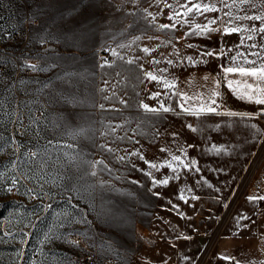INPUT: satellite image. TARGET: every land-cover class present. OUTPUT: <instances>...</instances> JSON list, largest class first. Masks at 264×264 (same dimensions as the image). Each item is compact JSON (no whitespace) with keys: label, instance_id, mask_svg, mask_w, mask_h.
Wrapping results in <instances>:
<instances>
[{"label":"rangeland","instance_id":"obj_1","mask_svg":"<svg viewBox=\"0 0 264 264\" xmlns=\"http://www.w3.org/2000/svg\"><path fill=\"white\" fill-rule=\"evenodd\" d=\"M261 14L264 0H0V264H204L262 166L264 110L192 115L167 95L165 112L145 73L159 55L217 68L224 28Z\"/></svg>","mask_w":264,"mask_h":264},{"label":"crops","instance_id":"obj_2","mask_svg":"<svg viewBox=\"0 0 264 264\" xmlns=\"http://www.w3.org/2000/svg\"><path fill=\"white\" fill-rule=\"evenodd\" d=\"M139 11V10H134ZM253 16V15H250ZM236 22V20H235ZM249 27L241 29L259 28L261 21L246 20ZM250 32L238 31L233 34L232 38L219 43V47H224L223 53L220 52L219 65L217 68L211 65H192L183 69L180 73L167 62L168 57L159 55L160 70H164L160 74V78L175 82L174 88H165L164 84L160 87V97L163 105L169 109H173L167 102V95L173 96L176 106L183 105L182 109H188L189 112L196 111L202 104H211L213 90H217L220 96L215 97L216 104L211 105L224 111H234L238 113L255 112L264 110V105H257L248 102L247 100L239 99L227 86L225 73L223 68L230 66L255 67L264 63V49L260 46L264 45V33H257L254 39H247ZM134 34H129L128 39H135ZM243 39V43H241ZM256 44V48L250 47ZM258 52L259 56H253L250 53ZM238 53H243V56H237ZM237 57L236 64L232 58ZM249 61H255V64H245L244 58ZM171 59V56L170 58ZM164 61V66L161 64ZM169 64V65H168ZM227 79L240 80L239 87L241 91L245 90V84L239 73L227 74ZM217 82L218 86H217ZM248 83H255L251 78H248ZM264 87V84H261ZM164 95L166 97H164ZM161 103L159 108L161 109ZM181 107V106H180ZM162 110V109H161ZM170 110V111H171ZM225 133V131H224ZM220 144V142L218 143ZM219 151L220 146H218ZM233 150L235 156L242 157L240 147H235ZM224 154L226 153L223 152ZM262 166L255 173L251 183L249 184L247 194H244L235 204V210L223 222L220 227L219 237L212 254L204 261V264H264V155L262 157ZM226 184H218L217 190H232ZM253 197V199H249ZM250 207L258 208L256 215H242L241 208ZM244 217H247L246 219ZM249 224L248 229L243 232V227ZM193 256L186 264H193ZM176 264V263H175Z\"/></svg>","mask_w":264,"mask_h":264},{"label":"snow or ice","instance_id":"obj_3","mask_svg":"<svg viewBox=\"0 0 264 264\" xmlns=\"http://www.w3.org/2000/svg\"><path fill=\"white\" fill-rule=\"evenodd\" d=\"M236 0H233V3H235ZM239 2L241 4H245V3H249L250 0H239ZM221 3H224V0H221ZM226 7H231V5L229 4H225ZM194 8L197 9V11L201 10V5L199 4H194L193 5ZM203 11L208 12V11H217L218 9L215 7V5H208V4H204L203 6ZM192 8H188L187 12L185 13V15H187L188 13L192 12ZM226 15H231V13H226ZM169 19H172V17H169ZM237 19H247V20H257V21H261V26L259 28L253 27L251 29H240L237 27H225L224 28V32L225 33H232V32H238V31H245V32H250L251 34L248 35L247 39L252 40L254 39V35L257 33H264V14L261 15H255V16H243V17H237ZM216 21L215 20H210L208 22L207 25L201 26L199 24L195 25V28L199 30V34L201 35H206L208 32L210 31H219V29H213L211 27H209V25L211 24H215ZM161 29H165V28H169V27H175V25H160L159 26ZM241 43H243V39L241 41ZM189 47H191V45H189ZM250 47L252 48H256L257 45L256 44H252ZM262 49H264V45L260 46ZM145 52H149L150 50L145 48L144 49ZM221 53H223V49H221ZM253 56H259L260 54L258 52H252L250 53ZM201 55H213L212 51H207L205 53H201ZM237 56H243V53H238ZM188 60H193L192 57H188ZM233 63L236 64L237 61V57H233L232 58ZM132 61H129V63H131ZM155 63H159V61H155ZM169 63H171V61H169ZM244 63L245 64H255V61H249L246 57L244 58ZM27 67H29L30 69H32L33 71H45L46 69H42L39 68L38 65L36 64H28ZM164 71V70H161ZM223 72L225 73V78H226V82H227V86L228 88L241 100H247L248 102L251 103H255L257 105H264V87L261 86V84H264V63L259 64L258 66L255 67H243L240 65L237 66H230V67H225L223 68ZM230 73H239L240 77L245 78L243 79V83L245 84V90L241 91L239 87H236L234 85H239L241 83L240 80H232V79H227V74ZM145 75L153 81H158L160 82L161 78L158 77L157 75L153 74L152 72H146ZM248 78H251L254 83H255V87H253V83H248ZM217 82V86H218ZM163 84L165 88H174L175 87V82L174 81H169L167 79H163ZM160 95L159 93H154L152 98H155L156 96ZM220 96L219 91L217 90H213L212 93V99H211V104H202L200 106V108L196 111H192L190 112V114L192 115H201V114H205V113H216L217 115H220L222 113L217 112L216 111V107H212L211 105H215L216 104V99L215 97ZM181 108H183V105H180ZM219 105H217L218 107ZM101 107H103L101 105ZM142 107L146 110V111H152V112H156L158 111V109L155 108H150L149 105L147 104H143ZM161 109L165 112L170 111L171 109H169L168 107H165L163 105V103H161ZM184 111H189L188 109H184ZM225 115L228 116H250V113H238V112H234V111H227L226 113H223ZM111 151V149H109ZM122 159V158H121ZM173 160L179 161L180 157L178 156H173L172 157ZM102 163V162H100ZM193 163H195L193 161ZM164 166V165H161ZM151 167H157V165L152 164ZM167 167L172 168V165L170 163L167 164ZM173 171H175V169H173ZM92 175H95V172L92 173ZM156 183H161V184H167L168 183V179H164L162 181H155ZM13 184H15V180L13 181ZM9 191H11V189H9ZM183 199V197H181ZM249 199H253V197H249ZM260 199H264V197H261ZM245 219L247 217H244Z\"/></svg>","mask_w":264,"mask_h":264}]
</instances>
